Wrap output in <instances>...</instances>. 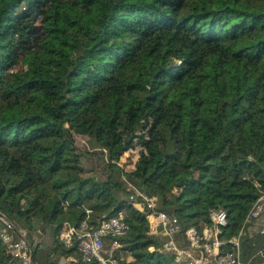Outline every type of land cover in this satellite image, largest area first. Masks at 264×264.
Listing matches in <instances>:
<instances>
[{
  "label": "trees",
  "instance_id": "1",
  "mask_svg": "<svg viewBox=\"0 0 264 264\" xmlns=\"http://www.w3.org/2000/svg\"><path fill=\"white\" fill-rule=\"evenodd\" d=\"M127 183L183 229L224 210L237 234L264 192V0H0V233L58 264L78 258L64 223L124 210L118 263L163 264Z\"/></svg>",
  "mask_w": 264,
  "mask_h": 264
},
{
  "label": "built area",
  "instance_id": "2",
  "mask_svg": "<svg viewBox=\"0 0 264 264\" xmlns=\"http://www.w3.org/2000/svg\"><path fill=\"white\" fill-rule=\"evenodd\" d=\"M124 190L133 209L147 222L148 234L161 241L150 250L169 256L173 264H264V192L253 201L237 234L226 237L228 219L224 210H211L208 223L183 229L178 218L160 211L153 198L146 197L130 183L125 184ZM1 219L0 236L11 257L7 264H33L28 241L10 221ZM125 219L126 212L120 210L101 219L98 225L87 220L76 226L64 223L56 241L63 248L75 249L78 258L69 256L58 264H119L115 254L122 248L120 239L129 230ZM254 235L258 238L251 243L254 252L245 259L243 241Z\"/></svg>",
  "mask_w": 264,
  "mask_h": 264
},
{
  "label": "rangeland",
  "instance_id": "3",
  "mask_svg": "<svg viewBox=\"0 0 264 264\" xmlns=\"http://www.w3.org/2000/svg\"><path fill=\"white\" fill-rule=\"evenodd\" d=\"M75 142L78 146H85L86 145V142L82 139H79V138H76ZM28 236H30V233ZM37 242L40 244V246H41L42 250H44V252L46 250H48L50 245H51V242H52L51 232L49 230H46L44 233H41V238ZM152 263L157 264L155 259L152 260ZM163 264H173L172 259L169 256H165V260H164Z\"/></svg>",
  "mask_w": 264,
  "mask_h": 264
},
{
  "label": "water",
  "instance_id": "4",
  "mask_svg": "<svg viewBox=\"0 0 264 264\" xmlns=\"http://www.w3.org/2000/svg\"><path fill=\"white\" fill-rule=\"evenodd\" d=\"M6 219V218H5ZM7 220V219H6ZM8 221V220H7Z\"/></svg>",
  "mask_w": 264,
  "mask_h": 264
}]
</instances>
